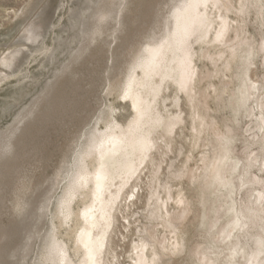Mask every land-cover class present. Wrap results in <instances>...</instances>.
Returning a JSON list of instances; mask_svg holds the SVG:
<instances>
[{
    "label": "rangeland",
    "instance_id": "1",
    "mask_svg": "<svg viewBox=\"0 0 264 264\" xmlns=\"http://www.w3.org/2000/svg\"><path fill=\"white\" fill-rule=\"evenodd\" d=\"M165 1L142 0L135 4L137 8L131 15V28L128 29L127 40L119 48L118 57L114 58V68L111 67L113 57L110 48L115 42L89 54L87 60L84 58L86 62L82 59L75 65L74 73L69 74L67 85H63L56 103L44 108L47 115L32 124L30 136L24 135L22 142H19L21 154L11 156L12 164L4 172H0V264H13L14 261H20V264L40 262V249L43 246L41 235L46 237L56 230L52 224L55 221L53 211H50L54 207L52 205L47 210L50 212L46 211L44 220L34 214L41 211L40 200L51 190V179L57 176L59 168L65 164L68 150L75 148L85 138V132L106 106L115 107L114 114L121 123L127 124L132 119L130 102L116 87L119 88L122 84L123 70H126L130 60L146 41L147 33L157 19L159 7L167 15L168 6ZM231 1V11L225 12L232 24L238 27L229 43L231 47L220 45L217 41L210 43L209 37L205 38L206 42L204 40L196 45L195 62L199 75L193 91L195 98H187L173 83H169L165 89L167 100L160 104L163 113H181L185 121L177 124L173 134H164L162 130L156 134L162 145L157 153V161L161 166L156 174L150 171L146 176L143 175L141 199L134 205L123 206L119 212L120 229L114 236L119 264L132 263V246L139 240V235L145 234V227L154 226L153 229L160 238L170 236L169 230L161 223V218L155 220L148 211V204L152 202H148L151 191L162 190L161 195L164 196L165 186L162 184L166 183V186L169 184L172 187L173 196L177 197L181 192L185 199L188 198L191 211L183 228V236L187 242V251L182 255L185 262L177 256L172 264H194L191 258L192 248L199 243L202 247L208 245L213 232H217L230 218L227 207L221 208L218 213L214 212L216 207L224 203L227 188L222 187L216 194H210L206 188H202L201 176L197 177L204 172L205 156H214L217 150L224 151L225 147L229 149L231 156L226 167L232 163L235 165L231 171L232 183L228 186L232 190L231 204L238 209L241 219V227L232 238L238 242L240 251L230 259L229 264H264V0ZM94 3V0H0V79L5 73L10 75L9 80L0 83L1 140L8 133V127L19 119L18 115L33 105L34 100L42 95L44 85L53 80L54 75L61 72L78 51L84 33L83 25L77 18L81 14L78 19L89 15L92 9L87 7ZM73 10L76 18L72 14ZM215 15L219 17L213 11V16ZM40 20H44L45 33L38 43L33 41L29 30L32 29L30 27L33 22ZM44 46H55L56 58L45 57ZM232 47L234 50L237 48L235 57L230 54ZM19 50L24 51L23 63L17 72L11 73L12 70L3 64L4 59ZM249 88L252 91L250 94L245 90ZM244 92L247 99L242 98ZM176 100H179L178 105ZM214 145L218 149H213ZM64 183L65 180L58 184V188ZM20 189L25 191L20 192ZM55 189L50 193H54ZM22 192H26L27 196L34 195L37 200L33 205L36 209L31 206L32 215L23 222L20 218L14 219L16 201ZM129 201L130 199L128 203ZM171 205L172 212L176 208L178 211L175 203ZM215 216L220 220L211 231L209 222ZM36 219L40 221L37 222ZM36 227H39L40 232ZM35 228L38 232H34ZM35 233H38L36 237L31 236ZM27 237L32 238V243L28 242ZM63 237L71 245L70 237L65 232ZM25 242L29 243V247L31 245V250L26 247L30 250L29 254H24L27 250L20 247ZM258 245L261 246L258 261L252 263L250 259ZM222 246L224 248L219 256V264L229 259L230 251L226 250L224 243ZM21 250L24 256L27 255L26 258L21 255ZM19 253L23 258L17 256Z\"/></svg>",
    "mask_w": 264,
    "mask_h": 264
},
{
    "label": "bare ground",
    "instance_id": "2",
    "mask_svg": "<svg viewBox=\"0 0 264 264\" xmlns=\"http://www.w3.org/2000/svg\"><path fill=\"white\" fill-rule=\"evenodd\" d=\"M140 1L142 2V0H94L93 5L85 6L92 10L90 14L88 13L89 15H84L86 17L78 19L81 14L77 18V21L83 25L82 32L84 33L82 40L80 39L81 46H78V51L73 54L70 62L64 65L62 71L56 73L53 80L44 85L42 95L34 100L33 105H30V108L25 110L26 112L18 115L19 119L16 123L12 124L10 128L8 127V133L1 136L0 172H4L12 164V157L21 154L22 148L19 149V144H21L19 142H22L21 139L24 135L29 134L30 136L32 124H36L41 121L43 116L47 115L44 108L56 103L63 85H67L66 80L69 74L74 71L75 65L80 60H84L94 51H99L104 46H110L115 42V45L110 48L113 57L111 67H115L114 60L116 59L114 58L118 57L119 48L127 40L128 29L132 24L131 15L137 8H135V4ZM230 1L166 0L165 4L168 6L166 16L162 12L163 8L159 7L157 19L147 33L146 41L130 60L126 70H123L122 84L119 88L116 87L120 94L130 102L133 117L127 124H123L114 114L115 107L106 106L85 132V138L78 143L79 138L75 148L68 150L65 164L59 168L57 176L55 175L56 177L51 179V190L56 188L54 193H50L51 190L48 187L49 190H46L48 194L45 191L46 197L42 201L40 200V206L37 205L41 211L39 213L36 211L34 214L35 217L39 216L44 220L43 216L53 205L54 210L50 209V211H53L52 215L55 221L52 224L56 229L46 237L41 235L43 238L40 239L43 241L42 249H40L42 250L40 251L41 259L40 262L36 261L34 264H119L114 239L116 231L120 227L119 212L123 206L134 205L141 199L140 189L144 182L143 175L146 176L150 171L156 174L161 166V163L157 161V153L162 145L156 134L161 130L164 134L172 133L177 124L185 121L181 113H163V107L161 108L160 104H164L167 100L165 89L169 83H173L176 85V89L182 91L187 98H195L193 91L196 89L199 75L195 62L196 45L209 37L208 42L217 41L218 44L229 48L233 34L237 32L238 27L232 24L229 15L225 12L231 11ZM213 11L219 14L218 18L217 15L213 16ZM72 14L76 18L74 10ZM162 17L163 20H161ZM30 28H32L29 32L32 34L33 41L41 42L45 33L44 20L33 22ZM158 28L159 30H157ZM233 47L230 49V51L232 50L230 54L235 57L237 48L234 50ZM43 50L45 57L56 58L57 48L55 46L53 48L44 46ZM24 57L22 50L12 52L5 57L3 64L12 70L11 73H15L23 63ZM9 79V73H5L1 76L0 83ZM244 84L246 83L244 82ZM250 88L245 89L249 94L252 93ZM245 92L242 93L243 99L248 98ZM175 102L178 105L179 100ZM202 122L201 120L200 125ZM199 129H197L198 133H200ZM215 146H212L213 149ZM76 147L79 148L76 149ZM216 149L218 148L215 147ZM215 150L213 151L215 152ZM216 153L214 156H205L204 172L199 176L194 175L195 178L201 176L202 188H206L210 194H216L222 187L227 188L228 193L224 194V203L216 207L214 212L218 213L221 208L227 207L226 211L230 218L217 232H213L208 245L202 247V244L199 243L192 248L191 258L194 264H219V256L224 248L223 243L226 245V250L230 251L229 259L222 261L223 264H229L230 259H233L240 251L238 242L232 238L235 237V231L241 227V219L238 216V209L231 204L232 190L228 187L232 183L231 171L234 170L235 165L232 163L226 167V163L231 159L228 148L225 147L224 151L220 150L219 152L217 150ZM64 180L63 186L58 188V184ZM162 185L165 186V195H161L162 190L151 191L148 202H152L150 205L148 204L150 207L148 211L155 220L161 218V223L169 230L170 236L160 238L156 235L154 226L146 225L148 227H145L143 231L145 234L139 235V240L134 245L132 244L133 246L131 245V264H172L177 256L182 259V255L187 251L183 228L188 214L191 212L188 198L185 199L181 192L175 197L169 184L168 186H166L167 183ZM58 189L61 190L57 193ZM25 193L16 201V207L14 206V219L20 218L19 220L22 222L26 220V217L32 215L31 206L37 201L33 197L34 195L27 196ZM53 199L55 200L53 201ZM173 203L177 205L178 211L177 208L175 212L171 211L170 206ZM33 208L36 209V206ZM52 219L51 216V221H53ZM219 220V217L216 216L211 218L209 222L211 231ZM36 228L39 231V227ZM36 228L33 229L34 232H38L35 231ZM64 232L66 236L70 237L71 245L65 239L66 237H63ZM36 234L38 233H35V236L31 234V236L36 237ZM29 239H27L28 242L32 243V238ZM228 239L229 241H227ZM25 243L20 247L27 250L26 247H29V243ZM28 250L24 254H29ZM260 250L261 246L258 245L251 256L252 263L258 261ZM19 255L17 256L20 258L24 256L23 251L22 256ZM26 256L24 257L26 258ZM182 260L185 262L184 259ZM19 262L15 263L14 261L13 264H20Z\"/></svg>",
    "mask_w": 264,
    "mask_h": 264
}]
</instances>
